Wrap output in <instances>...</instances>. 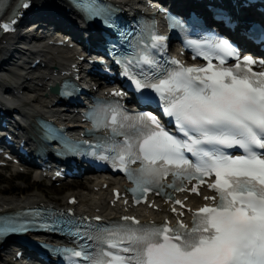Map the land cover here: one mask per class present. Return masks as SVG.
Listing matches in <instances>:
<instances>
[{
	"label": "snow or ice",
	"instance_id": "6c2138e0",
	"mask_svg": "<svg viewBox=\"0 0 264 264\" xmlns=\"http://www.w3.org/2000/svg\"><path fill=\"white\" fill-rule=\"evenodd\" d=\"M23 7H28L26 0ZM89 11L92 16L107 12L99 7ZM14 22L0 28L8 31ZM150 38L154 45L165 39L155 34ZM202 46L207 49V68L183 67L173 60L176 68L151 81H134L137 89L151 88L159 96L183 138L166 131L150 114L133 117L118 109H100L91 118L94 127L111 128L112 137L99 147L114 155L100 158H111L125 172L134 195L153 189L159 193L168 175L173 177L168 187L178 191L185 189L176 181L203 183L204 177L214 175L208 188L215 195L204 197L211 205L189 209L191 227L180 221L175 227L167 222L141 224L134 217H123V224L98 225L88 234L99 245L98 255L81 250L72 256L89 264H264V72L246 67L256 61H241L225 40H208ZM213 58L219 64L213 65ZM226 58L236 59V66L221 67ZM139 62L155 64L147 56ZM233 148L242 154L226 151ZM137 161L140 167L130 170ZM191 191L199 194L197 186ZM174 203L184 207L179 200ZM26 230L15 219L0 218V236Z\"/></svg>",
	"mask_w": 264,
	"mask_h": 264
},
{
	"label": "bare ground",
	"instance_id": "6f19581e",
	"mask_svg": "<svg viewBox=\"0 0 264 264\" xmlns=\"http://www.w3.org/2000/svg\"><path fill=\"white\" fill-rule=\"evenodd\" d=\"M61 2L62 0H37L35 5L40 7L41 9L44 8L45 10H55L57 12H62V9L64 8H62ZM14 40V38H11L10 40L2 39L0 41V78L4 73V68L7 65V62L15 59L16 54H13L11 50L19 48V46ZM40 52L44 53L45 51L43 50ZM44 54L46 58V65L49 67L48 72L42 71L39 74L32 73L26 75L24 78H19L14 81L15 85L13 87H10V89L7 85L0 82V86H2L4 89L6 88L11 91H17L18 93L22 90L23 92L27 93L26 97H21L12 104V108H17L22 116V120L24 123H22L20 127L21 131L26 137L35 136L33 128L31 126V123L34 122V118L37 116H44L48 113V109L53 103V99L47 100V98L44 97V93L47 87H49L53 83L52 76L55 73L56 68L62 65L64 61L70 57L68 53L54 54V51H51V53ZM10 76L14 77V74L10 73ZM29 77L31 80L27 81V78ZM24 87L27 88L25 89ZM67 115L68 114H64L63 116ZM95 187H97V184L95 183L90 187L84 186V189L79 190L78 193L73 192L70 195L64 196L61 200L64 201L65 205L69 198L76 197V199H78L79 201V204L76 206L77 209L91 212L98 210L99 213L97 214L100 216H111L113 214H120L122 211V208L120 206H115L113 208H109L107 206L106 190L102 192H95ZM1 192L3 191L0 190V193ZM37 201H43V197L39 194L26 195L19 199L4 197L0 198V208L11 209L14 207H18L19 205L24 203L33 204ZM159 207L160 211L164 210V213H166L167 206L161 204ZM158 212L159 211L150 213L145 210H139L138 213L143 221H160L163 215H159ZM2 261L3 259H0V262Z\"/></svg>",
	"mask_w": 264,
	"mask_h": 264
},
{
	"label": "rangeland",
	"instance_id": "374dc122",
	"mask_svg": "<svg viewBox=\"0 0 264 264\" xmlns=\"http://www.w3.org/2000/svg\"><path fill=\"white\" fill-rule=\"evenodd\" d=\"M83 184L82 181L78 180L74 183V186L69 187V189L76 192L78 191L76 190L77 187H82L81 189H84ZM0 190L3 191L0 193V198L9 197L12 199H19L26 195L39 194L45 200L57 204H63L64 201L61 199L68 195L67 188L47 186L45 183L35 182L32 175L23 174L12 177V173L7 171L0 174ZM1 255L6 258L4 252H2ZM11 257L7 256L8 259Z\"/></svg>",
	"mask_w": 264,
	"mask_h": 264
}]
</instances>
